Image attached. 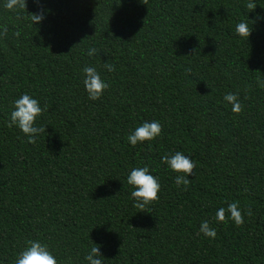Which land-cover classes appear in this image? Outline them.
Wrapping results in <instances>:
<instances>
[{
  "label": "trees",
  "instance_id": "trees-1",
  "mask_svg": "<svg viewBox=\"0 0 264 264\" xmlns=\"http://www.w3.org/2000/svg\"><path fill=\"white\" fill-rule=\"evenodd\" d=\"M248 2L26 0L18 14L0 0V264L29 240L58 264H88L95 244L102 264H264V0L251 12ZM85 66L110 84L98 100ZM229 92L244 105L238 115ZM24 93L46 108L35 144L7 126ZM153 120L161 135L132 146L128 135ZM177 151L196 164L187 191L162 163ZM144 166L161 185L150 212L134 207L127 182ZM234 201L253 215L217 222ZM204 220L215 239L199 231Z\"/></svg>",
  "mask_w": 264,
  "mask_h": 264
},
{
  "label": "clouds",
  "instance_id": "clouds-1",
  "mask_svg": "<svg viewBox=\"0 0 264 264\" xmlns=\"http://www.w3.org/2000/svg\"><path fill=\"white\" fill-rule=\"evenodd\" d=\"M36 2L38 3L39 0H36ZM3 6L9 11L19 14L20 10L26 9L27 4L26 0H5ZM246 8L249 12L254 11L256 3H254L253 0H249L246 4ZM26 18L33 24H36L42 21L43 14L30 13V16ZM251 31L252 29L246 22L238 23L235 28L236 34L246 39L251 35ZM7 35L8 26L6 24L0 25V38L7 37ZM14 35L19 37V30L15 31ZM98 51V49L93 47L88 49L87 54L93 56L97 54ZM103 67L110 72L116 70L114 64L107 62ZM188 71H190V69ZM83 73V84L88 98L93 101L100 99L104 91L110 87V84L101 79L99 72L94 67L85 66L83 68ZM258 84L260 87H264V81L258 80ZM223 99L232 105L231 110L235 114L238 115L243 111L244 105L240 102L238 92L226 93ZM245 99H247V97H245ZM13 105L14 110L10 113L7 126L9 128L14 125L17 126L25 136L28 137V142L35 144L37 137L46 131L45 126H34L36 118L42 115L46 108H42L39 101L27 93L22 94L20 98L16 99ZM162 129L163 126L157 120L151 122L145 121L129 134L127 139L132 146H136L138 143L154 140L161 135ZM162 163H166L173 172L179 173V175L175 177V184L178 188L183 186V190L187 191L191 183L188 177L195 174L194 170L196 164L193 159L183 152L177 151L174 154L164 155L162 157ZM127 182L134 189L130 193L131 198L135 201L134 207L140 211L150 212L147 210V206L159 199L158 193L160 192L161 185L158 178L150 174L148 166H144L133 168L127 176ZM245 215L249 217L253 215L251 207L246 206L242 211L239 202L234 201L228 203L227 208H219L216 212L215 219L217 222L226 224L230 218L234 221L236 226H243L245 223ZM199 231L211 239H215L217 236L216 230L210 227L208 220H204L201 223ZM101 257L102 254L99 246L95 244L85 256V260L88 264H102ZM14 264H58V262L46 244L37 240H29L27 241V247L18 253Z\"/></svg>",
  "mask_w": 264,
  "mask_h": 264
}]
</instances>
